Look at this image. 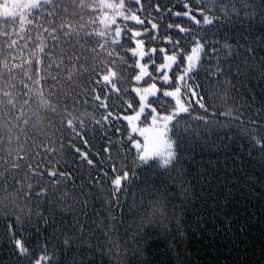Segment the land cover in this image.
<instances>
[{"label": "snow or ice", "instance_id": "1", "mask_svg": "<svg viewBox=\"0 0 264 264\" xmlns=\"http://www.w3.org/2000/svg\"><path fill=\"white\" fill-rule=\"evenodd\" d=\"M177 7H182L183 11L174 10ZM48 8L55 11L48 12ZM77 8L80 12L91 14L87 25H74L63 19L57 24L54 17L60 12L72 15L69 10ZM33 10L39 12L40 17L35 21L26 19L34 14ZM152 12L155 15H151ZM44 14L48 19L43 18ZM75 14L80 15L79 12ZM170 18H180L182 22L173 23ZM17 22L19 33L15 29L5 30L6 26ZM185 22L188 26H185ZM28 24L36 29V40L33 41L36 48L30 53V71L23 72V75L32 87L24 85L26 90L15 94L0 89V114L6 116L0 128L4 130L8 143L14 141L17 145L15 149L9 147L6 150L4 162L8 167L0 172V182L4 183V191H7L11 179L23 191L26 200L35 196L37 200L43 199L45 206L35 213L20 210L23 214H17L9 211L8 202L14 198H5L4 210L0 212V218L4 221L0 264H97L98 259L104 257L99 242L91 244L85 239L86 232L93 231L88 224L80 223L75 215L71 221H65L63 215L57 216L56 205L48 202L52 190L60 188L62 183L73 181L71 171H59L51 164L41 168L39 164L33 167L27 163L25 179L31 177L35 185L31 182L25 184L22 179L12 175L20 171L22 162L29 159L20 155L25 149L21 146L20 135L14 137V132L25 133L26 129H30L38 139L50 142L37 147L56 156V149L51 147V143H54L51 130L59 125L63 129L59 133L61 137L68 133L66 147L73 157H79L78 165L86 163L89 167L101 169L97 175L89 177V187L99 185L103 192L102 184L106 177L110 194L103 196V207L119 209L121 216L124 215L121 193L129 187L144 184L142 192L157 195L167 193L168 187L175 186L180 173L174 177L171 172L180 163L184 151V138L180 133L183 130L181 121L186 117L207 133L232 131L239 136L241 132L250 134L254 130L251 127L245 129V125L259 128V136H248L245 153L249 162L258 163L264 173V124L247 118L249 110L257 103L255 85L249 88L244 80H240L243 93L232 85L240 100L224 95L223 111H218L215 104L205 102V89L202 87L208 80H219L225 71L235 77L247 73L248 79L258 74L260 108L253 115L264 121V0H228V4H220L216 0H183L182 4L172 7L164 0H59L58 3L53 0H0V38H3L0 42V83H4L2 77L5 73L14 78V71H23L22 65L8 61L16 58L12 54L19 49L12 35L23 33ZM41 30L47 33L50 43L45 42ZM221 35L223 41L227 42L217 38ZM27 39L31 40L32 36L28 35ZM88 42L95 43L96 47L88 48ZM126 43L132 46L124 48ZM58 45L61 47L58 48ZM77 48L81 53L90 51L94 60L99 59L101 53L109 58L100 61V71L91 70L95 76L92 80L95 87L88 90L91 93L88 99L93 100L102 113L98 120L94 114H88L92 128L86 126L82 115L73 114L76 100L72 96L64 95L61 99L60 81H71L74 75H78L74 68L67 66L81 58L75 54ZM118 48L124 50L125 56L132 60L131 64L116 51ZM56 51L60 52L59 56L52 54ZM221 51L228 53L227 59L236 60L237 63L227 69L222 68L219 63ZM42 54L46 55V59ZM84 59L87 60V57ZM33 67L34 72L31 71ZM197 77L203 79L198 80ZM223 83L230 84L228 80ZM246 97H250L251 102ZM69 100L71 103H67ZM36 107L49 114L48 129L41 127L34 130ZM198 110L204 115H194ZM217 116L228 123H223ZM122 122H126V138L118 126ZM99 129L112 131L119 138L113 141L105 137L108 147L103 152L108 171L103 170L102 164H95L88 151H82L73 143L75 139L88 146L86 130L94 133ZM24 139H28L26 134ZM58 142L63 153L65 143ZM32 143L35 144V141ZM113 150L118 159L113 158ZM31 155L39 158L38 152ZM92 155L99 157L100 153ZM56 163L67 165L63 158ZM45 177L48 186L40 183ZM149 181L152 183L149 184ZM35 188L39 191H35ZM81 202L84 205L88 203L87 200ZM80 211L83 213V209ZM93 213H96L95 208ZM105 215L115 223L109 213ZM97 219H100L98 214ZM89 223L94 224L95 221ZM107 227L109 225L105 224L103 228L97 226L95 230L105 234L104 228ZM69 253L72 254L71 259Z\"/></svg>", "mask_w": 264, "mask_h": 264}, {"label": "trees", "instance_id": "2", "mask_svg": "<svg viewBox=\"0 0 264 264\" xmlns=\"http://www.w3.org/2000/svg\"><path fill=\"white\" fill-rule=\"evenodd\" d=\"M53 2L58 3L59 0H53ZM85 2H90V0H85ZM164 2L172 7L174 4H182L183 0H164ZM216 2L228 4V0H216ZM174 10L183 11V8L177 7ZM53 11L55 10L48 8V12ZM69 11L73 14L68 15L60 12L54 17L57 24L63 19L74 25H87L91 15L89 12H80L78 8ZM77 12L80 15H76ZM33 13L26 19L35 21L41 15L36 10H33ZM151 15H155V13L152 12ZM43 18L48 19L47 14H44ZM170 22L182 21L180 18H170ZM185 26H188L186 22ZM44 27L47 28L48 25L45 24ZM12 29L19 33V23L5 27V30ZM28 35L32 36L31 40L27 39ZM41 35L46 43H50L47 33L41 30ZM11 38L17 40L19 49L12 54L16 58H10L8 62L22 65L23 71H14V78H10L5 73L2 77L4 83H0V89L14 94L23 93L26 90L24 85L32 87L23 72L30 71L28 61L30 53L36 48V44L33 43L36 40V29L28 24L23 33L13 34ZM217 38L223 41V35ZM2 40L3 38H0V42ZM36 43L38 44L39 41L37 40ZM131 46L126 43L124 48ZM63 47H67V45H63ZM87 47L93 48L96 47V44L88 42ZM217 47H221V45H217ZM116 51L121 56H125L123 49L118 48ZM47 52L46 48L45 53ZM52 54L59 56L60 52L56 51ZM75 54L81 58L68 63L67 66L74 68L78 75H74L71 81L63 79L60 81L62 85L61 99L64 95L72 96L76 100L73 114L82 115L86 126L92 128L93 125L88 119V114H94L98 120L102 113L94 101L88 99L91 95L88 90L95 87L92 84L95 76L91 70L100 71V61L109 58L101 53L99 59L94 60L90 51L81 53L79 48ZM219 56L221 57L220 66L224 69L237 63L236 60L227 59L228 53L226 52L221 51ZM42 57L46 59L45 54H42ZM84 57H87V60ZM125 59L127 63H132V60L127 56ZM159 62L157 59V63ZM31 71L34 72V67ZM52 71L55 72L56 69L53 68ZM122 71L127 72L129 69ZM257 75L253 74L251 79H248L247 73H243L241 77H235L232 73L225 71V75L219 80H208L202 84L205 89V102L215 104L218 111H223L221 105L224 103V95L234 96L239 101L240 97L236 95L232 85L243 93L244 88L241 87L240 80H244L245 85L249 88L255 85L254 90L257 94V103L249 110L247 118L256 120L258 124H264V121L253 115V112L260 108V85L256 78ZM197 79H203V77H197ZM224 80H228L230 84H224ZM119 86L126 87V85ZM46 87L47 85H45ZM210 96L211 99H209ZM246 98L251 102L250 97ZM67 103H71V100ZM241 111H245V109H241ZM194 115H204V113L198 110ZM4 119L6 116L0 114V124ZM48 119L49 114L36 107V116L33 117L34 130L41 127L48 129ZM217 119L228 123L221 116H217ZM125 124L126 122H122L118 126L126 138ZM181 126L183 130L180 135L184 138L182 145L184 151L181 153L180 163L171 172L174 177L178 172L180 173L175 186L168 187L167 193L161 192L157 195H150L147 191L142 192V189L145 188L144 184H135L134 187H129L126 192L121 193L123 216L119 209L103 207L105 204L103 196L106 193L110 194L107 178L105 177L103 180V192L100 191L101 186L99 185L96 188L89 187V177L97 175L101 169L89 167L86 163L78 165L79 157H73L66 147L68 133L65 132L61 137L59 133L63 129L59 125L51 130V138L54 142L51 143V147L56 149V156L37 147L50 142L38 139L30 129H26L25 133H13L14 137L20 135L21 146L25 149L20 155L28 156L29 159L27 162L21 163L19 172H14L12 175L22 179L25 184L31 182L35 185L36 182L31 177L25 179L27 163H31L33 167L39 164L41 168L51 164L59 171L73 173V181L62 183L60 188L52 190L48 202L56 205L57 216L63 215L65 221H71L75 215L80 223L88 224L93 230L86 232L85 239L91 244L99 242L104 250V257L99 258L97 264H264V191H262L264 173L258 163L249 162L245 153V149L248 148V136H259L260 129L254 125H245V129L251 127L254 130L250 134L241 132L239 136L232 131L207 133L187 117L181 121ZM77 130L79 131V129ZM25 134L28 137L27 140L24 139ZM106 136L113 141L119 139L114 132L107 129H99L94 133L86 130L85 138L89 140L88 146L73 139V143L77 147H80L82 151L89 152V156L95 164H102L104 171H108L106 155L103 152V149L108 147ZM0 138H2L0 139V172H3L8 167V164L4 162L6 150L9 147L15 149L17 145L14 141L12 144L8 143V138L4 135L2 128H0ZM175 138L173 135V139ZM32 141H35V144ZM58 141L65 143L63 153L60 151ZM35 152L39 153V158L31 155ZM93 153H100V156H93ZM242 153L245 154L242 155ZM15 155L14 152L13 156ZM61 158L67 161V165L56 163ZM113 158L118 159L115 156V150H113ZM109 175H111L110 172ZM40 183L42 186H48L47 177ZM151 183L152 181H149V184ZM4 188V183L0 182V212L4 210L5 198L9 196L14 198L8 202L9 211H15L17 214L26 213L28 210L35 213L45 206V201L37 200L35 196L26 200L23 191L11 179L7 184L8 190L4 191ZM34 190L39 191L38 188ZM84 193L90 195L85 196ZM82 200H87V205H84ZM94 208L96 213H93ZM81 209H83V213H81ZM20 210H23V213ZM106 212L115 219V223L107 218ZM97 214L100 216L99 220ZM90 221H95V223L91 224ZM105 224L109 225L104 228L106 235L95 230L97 226L103 228ZM3 232L4 221L0 218V244H2ZM68 256L69 259L72 258L71 253Z\"/></svg>", "mask_w": 264, "mask_h": 264}]
</instances>
